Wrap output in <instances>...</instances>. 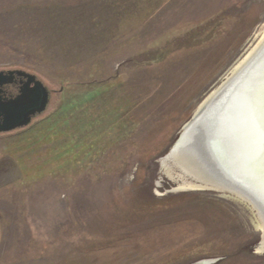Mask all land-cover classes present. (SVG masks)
<instances>
[{"label": "rangeland", "instance_id": "obj_1", "mask_svg": "<svg viewBox=\"0 0 264 264\" xmlns=\"http://www.w3.org/2000/svg\"><path fill=\"white\" fill-rule=\"evenodd\" d=\"M263 33L264 0H0V72L50 92L0 133V264H264L247 204L161 163Z\"/></svg>", "mask_w": 264, "mask_h": 264}, {"label": "water", "instance_id": "obj_2", "mask_svg": "<svg viewBox=\"0 0 264 264\" xmlns=\"http://www.w3.org/2000/svg\"><path fill=\"white\" fill-rule=\"evenodd\" d=\"M263 61L264 46L260 54L250 61L244 73L241 76L237 73L230 80H226L225 85L222 88L221 85L219 87L221 89L218 88L217 96L212 100L210 99L204 107L195 113L192 120L183 127L172 150L162 159V165L171 161L173 154L187 143L193 132L196 130L200 131L206 141L209 140L208 146L213 154V158L225 175L230 177L237 185L245 188L264 205V196L259 192L257 187L252 184L247 185L242 180H238L236 176L241 177L242 174H232L226 168L227 165L235 166V161L231 154V146L234 137H236L237 129V125L233 121L236 112L235 102L244 89L243 86L246 83V79L254 74ZM14 75L23 77L26 81L16 98L4 101L0 97V117L3 118L0 133L11 132L30 126L36 116L43 114L47 110L50 102L48 88L35 75L28 72L21 70L10 71L7 74L0 72V84L6 82L7 77H13ZM212 93L210 94L211 96L213 95ZM210 95L207 98L211 97ZM207 191L222 192L217 190ZM262 242L263 234L261 244ZM207 263L205 262L204 264Z\"/></svg>", "mask_w": 264, "mask_h": 264}, {"label": "bare ground", "instance_id": "obj_3", "mask_svg": "<svg viewBox=\"0 0 264 264\" xmlns=\"http://www.w3.org/2000/svg\"><path fill=\"white\" fill-rule=\"evenodd\" d=\"M264 46V33L258 47L254 49L234 70L233 74L227 79L230 80L234 75L239 73L241 76L246 70L250 61L257 57ZM226 81V82H227ZM243 91L235 102L234 124L237 125L236 137L231 146V154L235 161L234 165H227L226 168L232 174H242L238 180L245 184H252L264 196V185H262V176L260 166L247 163L248 137L244 120V105L247 103L252 110L258 112L261 105L264 104V61L259 65L253 75L246 79ZM236 83V82H235ZM225 85L222 84L221 88ZM219 88V89H221ZM219 89H216L211 97H208L200 106L198 111L208 103V101L217 96ZM224 97V96H223ZM222 97V98H223ZM221 99V98H220ZM219 100V99H218ZM209 141V140H208ZM202 132L195 131L187 140V143L176 151L171 161L192 175L196 181L203 182L222 192L229 193L241 202L247 204L258 220V226L264 236V205L251 195L245 188L234 183L230 177L220 169L213 154L208 146ZM233 164V163H232ZM261 249L264 250V238Z\"/></svg>", "mask_w": 264, "mask_h": 264}, {"label": "snow or ice", "instance_id": "obj_4", "mask_svg": "<svg viewBox=\"0 0 264 264\" xmlns=\"http://www.w3.org/2000/svg\"><path fill=\"white\" fill-rule=\"evenodd\" d=\"M244 120L248 137L247 163L260 166L264 185V104L256 112L245 103Z\"/></svg>", "mask_w": 264, "mask_h": 264}, {"label": "flooded vegetation", "instance_id": "obj_5", "mask_svg": "<svg viewBox=\"0 0 264 264\" xmlns=\"http://www.w3.org/2000/svg\"><path fill=\"white\" fill-rule=\"evenodd\" d=\"M16 71V70H14ZM10 71H4V73H8ZM6 82H2L3 84H0V97L4 101H8L10 99L16 98L20 90L25 84L26 79L23 77H19L17 75H14L13 77H7ZM3 125V118L0 117V126Z\"/></svg>", "mask_w": 264, "mask_h": 264}]
</instances>
